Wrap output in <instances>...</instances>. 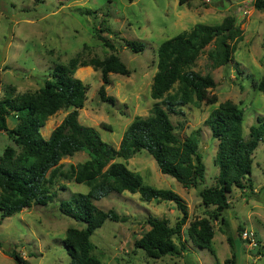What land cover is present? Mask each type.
I'll return each mask as SVG.
<instances>
[{"label": "rangeland", "instance_id": "1", "mask_svg": "<svg viewBox=\"0 0 264 264\" xmlns=\"http://www.w3.org/2000/svg\"><path fill=\"white\" fill-rule=\"evenodd\" d=\"M85 9L93 13L84 14ZM243 9L242 0H192L188 4H179L178 0H0V100L42 87L57 63L67 64L74 57L80 61L102 59L114 52L130 71L126 76L109 74L110 82L105 90L115 102L100 100L99 70L90 65L78 66L74 76L89 86L84 105L78 110L79 122L93 126L102 140L115 148L131 121L147 116L155 102L150 87L156 71V50L161 42L189 30L195 23H220L227 15L233 16L243 30L244 37L237 43L233 61L214 67L208 57V51L213 49L211 43L191 68L213 77L216 85L211 92L216 94L217 102L190 103L182 106L180 113L170 114L181 138L200 129L198 150L206 168L204 181L196 187H183L170 175L161 173L155 160L144 150L126 161L127 167L139 173L145 183L171 189L185 201L188 219L182 236L186 237L187 250L179 256L152 259L134 245L149 229L146 222L149 216L167 219L170 225L175 223L181 212L174 202L144 201L138 193L127 191L111 193L95 204L103 210L113 209L119 215H126L127 220H106L90 236L92 253L102 264H224L232 255L234 264H264V256L258 253L264 247V142L259 143L253 154L254 191L234 188L228 195L230 207L222 213L228 227L212 220L214 254L196 247L186 232L192 220L209 216L212 207L201 203L199 191L213 186L218 173L213 162L217 140L204 120L220 102L231 100L244 112L242 130L247 137L256 116L264 115V10L254 4L247 14L242 13ZM99 27L108 29L101 35L113 43L115 51L104 47L96 38ZM123 40L142 41L145 47L134 53L125 47ZM70 110L62 108L49 116L40 129L42 136L47 138ZM16 121L10 114L8 127H14ZM7 146L18 150L0 130V156ZM86 159L83 152L63 157L59 161L60 170L68 175L72 166ZM48 186L52 197L45 205L32 204L1 220L0 264H15L8 255L13 250L27 264L69 262L63 245L65 231L68 227L84 225L63 215L59 205L75 193H87L89 188L63 176L56 177ZM228 233L233 237L232 247L226 239Z\"/></svg>", "mask_w": 264, "mask_h": 264}, {"label": "trees", "instance_id": "2", "mask_svg": "<svg viewBox=\"0 0 264 264\" xmlns=\"http://www.w3.org/2000/svg\"><path fill=\"white\" fill-rule=\"evenodd\" d=\"M190 1L178 0L179 4ZM254 5L264 9V0H255ZM83 13L93 11L85 9ZM103 31L108 29L99 27L96 38L104 47L115 51L113 43L101 35ZM243 37V30L235 18L227 15L220 23H195L189 30L161 42L156 50V71L150 87V95L155 102L147 116L131 121L118 148L102 140L93 126L79 122L78 110L84 105L89 86L74 76L78 66L90 65L99 70L101 85L98 96L102 102H115V98L105 90L110 82L109 74L126 76L130 71L114 52L102 59L92 57L80 61L74 57L67 64L57 63L42 87L31 93L2 98L0 130L12 139L18 150L7 146L0 156V222L32 204L45 205L52 197L48 185L56 177L63 176L89 188L87 193H75L59 205L63 215L84 225L83 228L68 227L65 231L63 245L69 257L67 264H102L92 253L90 236L106 220L124 222L127 216L119 215L113 209L103 210L95 201L124 191L138 193L144 201L174 202L181 212L173 225L167 219L149 216L146 220L149 229L134 241L136 248L142 249L152 259L179 256L186 251V237L182 236L188 219L185 201L171 189L145 183L139 173L127 167L126 161L144 150L155 160L161 173L170 175L183 187H196L204 181L206 168L198 150L200 129L181 138L175 131L170 114L180 113L181 107L190 103L217 102L216 94L211 92L216 85L213 77L191 68L211 43L213 49L208 51V57L212 65L228 64L233 61L237 43ZM123 43L134 53L143 51L145 47L142 41L137 40H123ZM62 108L71 110L44 138L40 129L49 116ZM10 114L17 120L12 128L7 125ZM243 120L242 108L231 100L220 102L204 120L212 137L217 140L213 162L218 173L213 186L199 191L201 203L212 207L208 211L209 216L192 220L186 232L196 247L206 248L211 254H214L211 249L214 236L212 220H219L221 226L228 227L222 216L223 211L230 207L228 195L234 188L254 191L251 179L253 154L259 143L264 142V115L256 116L247 137L243 136ZM77 152L85 153L87 159L72 166L66 175L60 170L59 161ZM226 239L232 247L233 237L228 233ZM258 253L264 256V247ZM8 255L15 264H27L17 251L8 252ZM224 264H234V255L224 260Z\"/></svg>", "mask_w": 264, "mask_h": 264}, {"label": "built area", "instance_id": "3", "mask_svg": "<svg viewBox=\"0 0 264 264\" xmlns=\"http://www.w3.org/2000/svg\"><path fill=\"white\" fill-rule=\"evenodd\" d=\"M208 1L209 0H206V2H208ZM254 3H255V0H242V4L244 5V9H243L242 13L247 14L249 12L250 6Z\"/></svg>", "mask_w": 264, "mask_h": 264}, {"label": "water", "instance_id": "4", "mask_svg": "<svg viewBox=\"0 0 264 264\" xmlns=\"http://www.w3.org/2000/svg\"><path fill=\"white\" fill-rule=\"evenodd\" d=\"M263 10H264V9H263ZM7 247H8V246L6 245V246H5V249H6Z\"/></svg>", "mask_w": 264, "mask_h": 264}, {"label": "crops", "instance_id": "5", "mask_svg": "<svg viewBox=\"0 0 264 264\" xmlns=\"http://www.w3.org/2000/svg\"><path fill=\"white\" fill-rule=\"evenodd\" d=\"M249 4V3H248Z\"/></svg>", "mask_w": 264, "mask_h": 264}]
</instances>
